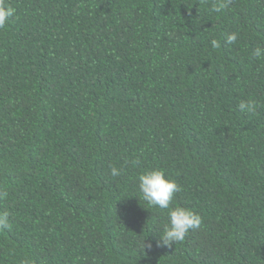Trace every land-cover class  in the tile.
Returning <instances> with one entry per match:
<instances>
[{"label":"trees","instance_id":"1","mask_svg":"<svg viewBox=\"0 0 264 264\" xmlns=\"http://www.w3.org/2000/svg\"><path fill=\"white\" fill-rule=\"evenodd\" d=\"M214 2L7 0L0 264H264V0ZM156 168L202 220L171 247Z\"/></svg>","mask_w":264,"mask_h":264},{"label":"clouds","instance_id":"2","mask_svg":"<svg viewBox=\"0 0 264 264\" xmlns=\"http://www.w3.org/2000/svg\"><path fill=\"white\" fill-rule=\"evenodd\" d=\"M232 3V0H215L212 5L214 12H221ZM15 14V9L8 5L7 0H0V28H4L9 20ZM238 40L236 32L230 33L225 38V43L234 44ZM213 48L219 47L217 40L211 41ZM253 56L257 59L264 58V45H258L254 51ZM241 112H254L257 104L255 101H241L238 105ZM111 175L118 176L120 171L112 167ZM138 188L143 199L151 206L157 207L161 210L168 211V223L164 226L162 233L158 235V246L171 247L173 244L182 242L189 234L190 230L197 229L201 226V217L191 209L183 206L172 207L175 194L180 190L178 183L166 177L164 170L151 169L147 170L138 177ZM6 191H0V200L7 197ZM10 228V217L8 212L0 213V229ZM151 243L142 241V252L145 249H150ZM145 255L147 253L145 252ZM22 264H32L30 259H24Z\"/></svg>","mask_w":264,"mask_h":264}]
</instances>
